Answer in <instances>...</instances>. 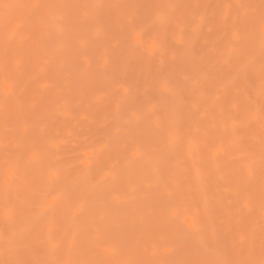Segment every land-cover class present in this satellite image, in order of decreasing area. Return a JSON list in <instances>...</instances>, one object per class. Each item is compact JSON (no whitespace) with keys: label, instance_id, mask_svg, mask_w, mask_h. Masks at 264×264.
I'll return each mask as SVG.
<instances>
[{"label":"rangeland","instance_id":"rangeland-1","mask_svg":"<svg viewBox=\"0 0 264 264\" xmlns=\"http://www.w3.org/2000/svg\"><path fill=\"white\" fill-rule=\"evenodd\" d=\"M0 264H264V0H0Z\"/></svg>","mask_w":264,"mask_h":264}]
</instances>
